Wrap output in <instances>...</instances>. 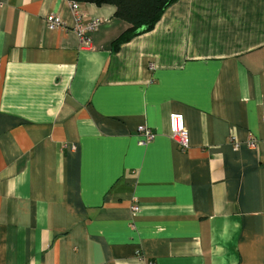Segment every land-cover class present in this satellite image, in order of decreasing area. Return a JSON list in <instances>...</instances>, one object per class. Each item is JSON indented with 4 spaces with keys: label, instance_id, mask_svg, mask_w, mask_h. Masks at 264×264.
I'll list each match as a JSON object with an SVG mask.
<instances>
[{
    "label": "crops",
    "instance_id": "obj_1",
    "mask_svg": "<svg viewBox=\"0 0 264 264\" xmlns=\"http://www.w3.org/2000/svg\"><path fill=\"white\" fill-rule=\"evenodd\" d=\"M79 11L88 48L69 0H0V264H264V0H176L115 51V7Z\"/></svg>",
    "mask_w": 264,
    "mask_h": 264
},
{
    "label": "trees",
    "instance_id": "obj_2",
    "mask_svg": "<svg viewBox=\"0 0 264 264\" xmlns=\"http://www.w3.org/2000/svg\"><path fill=\"white\" fill-rule=\"evenodd\" d=\"M79 4L96 6L112 5L115 17L126 22L129 27L112 43V50H117L123 43L135 36L151 31L166 9L176 0H69Z\"/></svg>",
    "mask_w": 264,
    "mask_h": 264
},
{
    "label": "built area",
    "instance_id": "obj_3",
    "mask_svg": "<svg viewBox=\"0 0 264 264\" xmlns=\"http://www.w3.org/2000/svg\"><path fill=\"white\" fill-rule=\"evenodd\" d=\"M80 4L74 1H69V8L75 20L74 30L78 34L82 47L88 48L90 41L88 34L94 31L99 26V21L92 19L89 22H83V15L79 11ZM44 26L48 30H55L65 27L62 19L55 14H48L44 18ZM168 127L170 138L181 152H185L189 147L188 131L185 126L184 118L181 114L170 113L168 117ZM138 136V144L140 146L146 145L155 138V133L145 126H139L136 129ZM256 145L255 139H249L248 146L254 147ZM237 147V146H236ZM132 214L138 212L139 207L132 205L130 208Z\"/></svg>",
    "mask_w": 264,
    "mask_h": 264
}]
</instances>
